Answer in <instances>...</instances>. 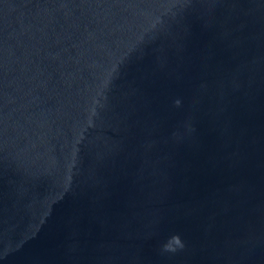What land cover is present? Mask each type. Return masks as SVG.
Masks as SVG:
<instances>
[{
  "label": "water",
  "instance_id": "1",
  "mask_svg": "<svg viewBox=\"0 0 264 264\" xmlns=\"http://www.w3.org/2000/svg\"><path fill=\"white\" fill-rule=\"evenodd\" d=\"M0 264H264V0H0Z\"/></svg>",
  "mask_w": 264,
  "mask_h": 264
},
{
  "label": "clouds",
  "instance_id": "2",
  "mask_svg": "<svg viewBox=\"0 0 264 264\" xmlns=\"http://www.w3.org/2000/svg\"><path fill=\"white\" fill-rule=\"evenodd\" d=\"M178 239V238H177Z\"/></svg>",
  "mask_w": 264,
  "mask_h": 264
}]
</instances>
